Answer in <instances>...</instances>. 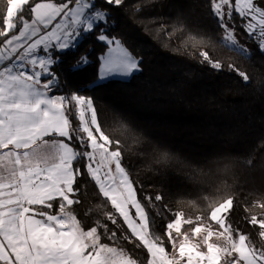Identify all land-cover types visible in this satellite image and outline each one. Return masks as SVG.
<instances>
[{
	"label": "snow or ice",
	"instance_id": "1",
	"mask_svg": "<svg viewBox=\"0 0 264 264\" xmlns=\"http://www.w3.org/2000/svg\"><path fill=\"white\" fill-rule=\"evenodd\" d=\"M124 2L104 0L114 7ZM208 4L225 41L246 51L235 38L238 16L264 53V0ZM109 16L93 0H6L0 13V264H264V216L245 217L259 228L260 243H254L228 222L235 196L210 209L207 219L220 230L196 223L190 236L181 232L182 221L175 218L163 234L152 231L145 202H162L164 197L139 196L123 165L120 141L102 130L93 99L76 92L50 94L59 89L58 74L52 71L59 63L55 54L74 51L82 35L97 30L96 39L108 46L99 57L100 79L140 70L121 40L110 38L101 26ZM200 55L221 69L208 52ZM87 63L84 56L78 66ZM239 75L249 80L245 73ZM83 176L110 203L108 222L123 228L118 236L103 226L109 243L102 241L97 226L84 229L69 210L79 203L73 197L80 193ZM254 206L264 209V201ZM214 236L220 242H213ZM117 240L143 250L144 259L115 245Z\"/></svg>",
	"mask_w": 264,
	"mask_h": 264
},
{
	"label": "trees",
	"instance_id": "2",
	"mask_svg": "<svg viewBox=\"0 0 264 264\" xmlns=\"http://www.w3.org/2000/svg\"><path fill=\"white\" fill-rule=\"evenodd\" d=\"M95 2L110 13L101 26L139 59L140 71L128 80L97 83L99 57L108 49L96 39L97 30L82 35L74 51L55 54L54 93L90 96L102 130L120 141L123 165L139 196L163 195L162 202H145L152 231L163 234L180 213L198 218L184 227L190 230L208 220L216 204L235 196L229 223L260 243L258 226L245 217L264 216L254 206L264 201V53L256 44L246 54L225 43L208 0H125L120 7ZM5 4L0 0V13ZM235 23L236 33L248 38L238 16ZM204 51L221 69L203 60ZM84 56L87 65L78 66ZM79 179L81 190L73 197L79 203L69 210L84 229L97 226L109 243L103 226L118 236L123 228L108 222L113 209L94 184L86 176ZM115 245L144 259L131 243Z\"/></svg>",
	"mask_w": 264,
	"mask_h": 264
},
{
	"label": "rangeland",
	"instance_id": "3",
	"mask_svg": "<svg viewBox=\"0 0 264 264\" xmlns=\"http://www.w3.org/2000/svg\"><path fill=\"white\" fill-rule=\"evenodd\" d=\"M93 2H94V4L96 5V7L97 8H100V9H102L100 6H98L97 4H96V2H95V0H93ZM102 10H104V9H102ZM104 11H106V10H104ZM107 12V11H106ZM99 23V22H98ZM224 36H225V34H224ZM82 37V36H81ZM235 38H236V40H237V43H238V45L239 46H241V47H243L244 49H246V51H243V52H245L246 54H249L250 52H251V50H252V47H253V45L254 44H256V42H255V37H253V39H250L249 37L248 38H245L244 36H239L237 33H236V31H235ZM117 39V38H116ZM225 41V40H224ZM225 43H227V44H229L231 47H234V48H237L236 46H233L232 44H230L229 42H227V41H225ZM123 44V43H122ZM124 45V44H123ZM257 45V44H256ZM113 47L115 46L114 44L112 45ZM125 46V45H124ZM238 49V48H237ZM130 52V51H129ZM107 53V52H106ZM105 53V54H106ZM131 53V52H130ZM104 54V55H105ZM132 54V53H131ZM133 55V54H132ZM135 57V56H134ZM136 58V57H135ZM137 60H138V62H139V59L138 58H136ZM101 63H102V61H101ZM139 68H140V66H139ZM140 71V70H139ZM139 71H135L133 74H135V73H137V72H139ZM100 73V72H99ZM132 74V75H133ZM132 75H130V76H111V77H108V78H105V79H100L99 77H98V80H97V83H103V82H106L107 80H110V79H121V80H128ZM64 95H68V94H64ZM72 124H73V126L75 125L74 124V122L72 121ZM75 127V126H74ZM178 218H180L181 219V221H182V223H181V232H187L190 236L192 235V228H190V230H185V226H186V224H189V223H185L184 221H186V220H192V221H194V220H196V219H198L197 217H195V216H189V215H185V214H179V216H178ZM228 222H230V218H229V216H228ZM202 225H204V226H208V225H211L214 229H216V230H220L219 228H218V226L217 225H215L214 224V222H211V221H209V220H205V221H203L202 223H201ZM174 235H175V233H174ZM195 239H199V237H196ZM212 240H213V242H220V241H217L216 240V237L214 236L213 238H212Z\"/></svg>",
	"mask_w": 264,
	"mask_h": 264
},
{
	"label": "crops",
	"instance_id": "4",
	"mask_svg": "<svg viewBox=\"0 0 264 264\" xmlns=\"http://www.w3.org/2000/svg\"><path fill=\"white\" fill-rule=\"evenodd\" d=\"M42 82H43V78H42ZM50 94H53L54 95V94H57V93H50Z\"/></svg>",
	"mask_w": 264,
	"mask_h": 264
}]
</instances>
